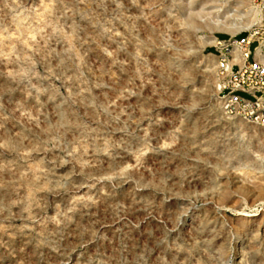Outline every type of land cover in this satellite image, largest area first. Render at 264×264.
Here are the masks:
<instances>
[{"label": "rangeland", "instance_id": "1", "mask_svg": "<svg viewBox=\"0 0 264 264\" xmlns=\"http://www.w3.org/2000/svg\"><path fill=\"white\" fill-rule=\"evenodd\" d=\"M220 1L0 0V264H264Z\"/></svg>", "mask_w": 264, "mask_h": 264}, {"label": "built area", "instance_id": "2", "mask_svg": "<svg viewBox=\"0 0 264 264\" xmlns=\"http://www.w3.org/2000/svg\"><path fill=\"white\" fill-rule=\"evenodd\" d=\"M220 2L229 17L249 23L239 38L215 39L214 47L223 56V67H219L222 108L225 114L247 120L250 125H264V0H242L246 3V15L238 14L233 0ZM235 40H242V48H235ZM252 45H255L253 49ZM235 60H242V67H235ZM239 94L248 95L252 100Z\"/></svg>", "mask_w": 264, "mask_h": 264}, {"label": "bare ground", "instance_id": "3", "mask_svg": "<svg viewBox=\"0 0 264 264\" xmlns=\"http://www.w3.org/2000/svg\"><path fill=\"white\" fill-rule=\"evenodd\" d=\"M233 8H237V12H239L240 15H246V3L242 2V0H233ZM235 48H242V40H235ZM218 57L221 58L220 67H223V56L219 53ZM235 67H242V60H235ZM247 122L249 123V121ZM256 126L264 131V125Z\"/></svg>", "mask_w": 264, "mask_h": 264}, {"label": "trees", "instance_id": "4", "mask_svg": "<svg viewBox=\"0 0 264 264\" xmlns=\"http://www.w3.org/2000/svg\"><path fill=\"white\" fill-rule=\"evenodd\" d=\"M239 38V37H238Z\"/></svg>", "mask_w": 264, "mask_h": 264}]
</instances>
